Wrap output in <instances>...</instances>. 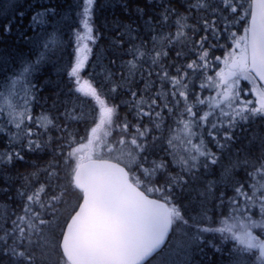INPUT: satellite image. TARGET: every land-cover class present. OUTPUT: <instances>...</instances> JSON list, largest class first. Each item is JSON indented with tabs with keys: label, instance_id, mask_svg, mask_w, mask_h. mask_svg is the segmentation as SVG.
<instances>
[{
	"label": "snow or ice",
	"instance_id": "1",
	"mask_svg": "<svg viewBox=\"0 0 264 264\" xmlns=\"http://www.w3.org/2000/svg\"><path fill=\"white\" fill-rule=\"evenodd\" d=\"M98 8L0 0V193L16 186L23 202L14 219L7 204L0 213V264H177L164 247L177 234L179 264H264V0H120L103 27L110 63L128 74L118 84L109 73L111 87L82 77L104 39ZM170 20L175 34L163 33ZM175 44L186 62L160 63ZM144 58L160 69L154 95L151 72L132 87ZM123 84L121 117L111 94ZM40 99L50 108L34 116ZM45 149L43 167L13 174L23 152Z\"/></svg>",
	"mask_w": 264,
	"mask_h": 264
},
{
	"label": "trees",
	"instance_id": "2",
	"mask_svg": "<svg viewBox=\"0 0 264 264\" xmlns=\"http://www.w3.org/2000/svg\"><path fill=\"white\" fill-rule=\"evenodd\" d=\"M3 3H8L12 2V0H2ZM15 2H18L20 4H24L25 0H15ZM42 3H50L52 5L55 4H62V6H66L68 3H72L73 0H40ZM186 2H191L195 3V0H179L180 5H184ZM97 5H103V8H98L96 17H95V22L97 27L101 29V31L104 33V39L100 40L96 46H93V55L90 57V62L86 64L85 70L82 72V77L83 79H91L94 82H104L106 87H111V84L107 82V77L109 76V73H113L114 75L112 76V80L115 83L120 84V77L121 75L127 76L128 74V67L120 66V61L118 60L115 65L111 64L110 61L112 60V54L111 50L107 46V42L112 36V33L108 31L106 28L103 27V22L105 18L108 20H111L114 16L121 15V9H120V0H97ZM178 6V5H177ZM180 10L183 12L184 8L181 7ZM74 15V14H73ZM174 19V18H173ZM25 25L27 24V19L24 21ZM189 24L194 23L193 20L188 21ZM82 30V28H81ZM171 31L173 34L176 32V26L174 23L170 20L168 22V25L163 27V33H167ZM68 37L65 36V39ZM145 39H148V37H145ZM15 40V30L13 31L12 34L8 35L7 37V43L11 45V43ZM138 42V41H137ZM223 42V41H222ZM73 43H74V37H73ZM4 45L0 44V48H2ZM148 47L151 48L152 44L149 42ZM169 51V55L167 59L161 60L160 63L165 64V65H171L174 61L175 63H185L186 61L180 60L176 61L175 54L177 51H186L181 49L180 44H175V45H170L168 49H165ZM69 52L72 51V48L68 49ZM221 53L217 52L216 55H220ZM194 57H189V59H193ZM123 61H128L132 59L131 55H125L120 58ZM146 62L142 63V65L138 66L137 69L135 70V77L132 80V87L133 90L137 89H144L145 84L144 80L149 79L148 73L151 72L152 76L150 77L151 80L156 81L155 86L152 88V94L154 95L159 89H160V81L159 78L156 76V72H158L160 69L153 68L151 67V59L149 58H144ZM175 69L172 68L170 70V75H175ZM51 78L53 80L56 79L55 74L53 73ZM43 79V77H41ZM64 84H63V90L67 92L68 88L71 87V84L68 81L67 76L65 75L64 78ZM199 79L196 80V90L199 91ZM127 85L123 84L116 93H112L111 96L114 97V100H112L113 103H116L120 105L118 108V113L121 117H124L126 113H128V108L122 103V101H127L130 99V94L127 92ZM166 90H170V85L165 86ZM41 97H47L49 95V91H41L40 93ZM204 95H208L207 92L204 93ZM249 98V97H247ZM51 105V100H48L47 103L43 99L38 100L36 104L33 105V115L34 116H39L42 110H48ZM171 106V105H169ZM159 110V109H157ZM59 112H63V108L61 107L59 109ZM50 115L52 116H57L58 113L55 110H52L50 112ZM129 120H132V116H128ZM175 117H169L166 120L165 123V132L164 135L167 136V127L170 125L171 127L175 128L176 125L173 122ZM5 121V118L3 115H0V126H3ZM58 123L60 121H57ZM145 123L147 121L145 120ZM259 124V122H257ZM76 125H73L75 127ZM8 127H11L9 125ZM83 134V133H81ZM154 134H159V133H154ZM0 151H3L6 147V142H7V135L3 132H0ZM164 147H166V144H164L163 141L160 142ZM75 146V145H74ZM211 146V145H210ZM213 151H217L215 147L212 148ZM25 156L24 160H17L14 164V166L11 167V170L13 174H15L16 171L19 172H24L25 170H32V165L33 162L36 163L38 167H43L47 161L52 159L53 154L50 150L45 149L44 151H35V152H23L22 153ZM160 155H162V152H159ZM221 153L218 152V155ZM228 155L227 149L223 151V156L226 158ZM178 170V169H176ZM45 177L43 174L41 175V181H43ZM18 186V185H17ZM16 191V186L12 188V191L6 195L0 193V213L4 211L3 205L7 204V212L11 216L12 219L15 218L13 215L15 214H23V202L19 196L15 195ZM10 197V198H9ZM224 214H227V209H224ZM209 215H213L212 212L209 213ZM216 215H219V210H216ZM10 223V221H9ZM215 226V225H213ZM214 237L212 235L208 236V239H213ZM180 237L179 235H174L170 237L169 243L165 245V254L170 256L171 259L175 260L177 264H179L180 261H182L183 256L179 253L177 250V243L179 241ZM217 242H219V237H215ZM176 242V243H175ZM231 246V245H229ZM210 251V250H209ZM196 259H200L199 256L196 257ZM152 264H158V259L153 260Z\"/></svg>",
	"mask_w": 264,
	"mask_h": 264
},
{
	"label": "rangeland",
	"instance_id": "3",
	"mask_svg": "<svg viewBox=\"0 0 264 264\" xmlns=\"http://www.w3.org/2000/svg\"><path fill=\"white\" fill-rule=\"evenodd\" d=\"M248 99H251V97H249ZM85 143H86V141H85ZM175 243H176V242H175ZM177 244H178V243H177ZM177 244H176V245H177Z\"/></svg>",
	"mask_w": 264,
	"mask_h": 264
},
{
	"label": "bare ground",
	"instance_id": "4",
	"mask_svg": "<svg viewBox=\"0 0 264 264\" xmlns=\"http://www.w3.org/2000/svg\"><path fill=\"white\" fill-rule=\"evenodd\" d=\"M1 140V139H0Z\"/></svg>",
	"mask_w": 264,
	"mask_h": 264
}]
</instances>
